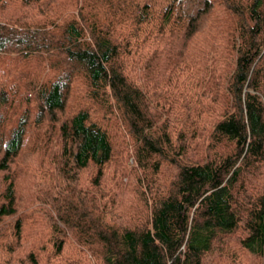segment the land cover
Here are the masks:
<instances>
[{
    "label": "trees",
    "instance_id": "obj_1",
    "mask_svg": "<svg viewBox=\"0 0 264 264\" xmlns=\"http://www.w3.org/2000/svg\"><path fill=\"white\" fill-rule=\"evenodd\" d=\"M0 264H264V0H0Z\"/></svg>",
    "mask_w": 264,
    "mask_h": 264
},
{
    "label": "rangeland",
    "instance_id": "obj_2",
    "mask_svg": "<svg viewBox=\"0 0 264 264\" xmlns=\"http://www.w3.org/2000/svg\"><path fill=\"white\" fill-rule=\"evenodd\" d=\"M126 165H127V166H126ZM132 165H133V161H132V160H129V162H128V161H126V160L123 159V162L121 163V167H122V168H129V167L132 166ZM129 169H130V168H129ZM124 195H125V197L127 198V200H130V201L133 202V205H134V206L137 205V204H138V206H139V205L141 206L142 201H141V199H140V200L138 199V198H140V197H139V194H136V188H135L134 185H130V186L126 187V189L124 190ZM124 209H125L126 211H129V210H130V206H129V204H127V205L124 207ZM132 209H133V208H132ZM253 262H254V260H253Z\"/></svg>",
    "mask_w": 264,
    "mask_h": 264
}]
</instances>
